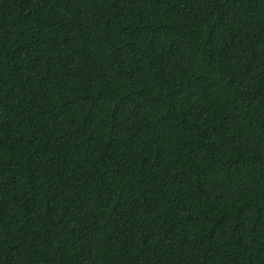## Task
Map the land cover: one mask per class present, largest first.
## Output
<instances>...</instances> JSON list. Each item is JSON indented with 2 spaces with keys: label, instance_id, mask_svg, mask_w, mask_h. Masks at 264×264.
I'll use <instances>...</instances> for the list:
<instances>
[{
  "label": "trees",
  "instance_id": "obj_1",
  "mask_svg": "<svg viewBox=\"0 0 264 264\" xmlns=\"http://www.w3.org/2000/svg\"><path fill=\"white\" fill-rule=\"evenodd\" d=\"M0 264H264V0H0Z\"/></svg>",
  "mask_w": 264,
  "mask_h": 264
}]
</instances>
